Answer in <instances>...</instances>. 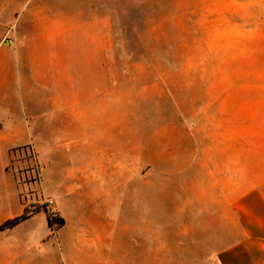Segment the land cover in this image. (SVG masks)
Returning <instances> with one entry per match:
<instances>
[{"label":"rangeland","instance_id":"obj_1","mask_svg":"<svg viewBox=\"0 0 264 264\" xmlns=\"http://www.w3.org/2000/svg\"><path fill=\"white\" fill-rule=\"evenodd\" d=\"M36 1L34 35H43L52 20L54 43L63 38L73 48L94 35L95 43L108 47L106 61L117 79V144H132L126 196L121 197L120 179L117 184L118 221H148L149 252L161 258L149 264H214L199 259L205 256L204 245L198 244L204 239H190L188 225L204 215L211 219V212L199 213V205L207 199L220 204V196H214L219 189L210 190L211 179L195 177L228 161L222 167L228 174L230 221L236 220L231 211L237 188L248 192L259 175L263 178L264 0ZM14 23L6 25L0 40L10 54L0 51V60H11L16 68ZM15 103L22 124L35 119L42 131L25 143L35 147L30 161L36 171L25 177L31 188L22 194V211L12 218L25 219L0 230V236L42 237L29 247L32 252H73L77 223L84 221L74 211V193L81 185L70 182L61 195L60 172L49 168L45 173L44 147L77 144L80 133H46L43 118L32 114L35 102L17 90ZM39 103L45 104L44 94ZM204 184L207 199L199 189ZM47 199L52 208L44 205ZM48 214L63 225L50 228ZM235 232L230 227V243Z\"/></svg>","mask_w":264,"mask_h":264},{"label":"crops","instance_id":"obj_2","mask_svg":"<svg viewBox=\"0 0 264 264\" xmlns=\"http://www.w3.org/2000/svg\"><path fill=\"white\" fill-rule=\"evenodd\" d=\"M36 8V0H0V40L6 25L15 21L14 61L17 62L15 68L11 60L7 63L0 60V226L22 211V194L31 188L25 177L30 179L34 175L25 148L32 145L36 151L33 144L25 143L31 134L42 131L35 119L22 124L15 103L17 90L29 102H35L32 114L43 118L44 132L63 136L75 129L80 133L77 144H45L44 162L45 173L49 168H54L57 174L60 172L62 196L70 182L81 185L74 193L77 203L74 211L84 221L76 226V248L60 255L32 252L29 247L43 242L42 237L0 236V264L158 261L159 252H149L148 221H118L116 214L118 180L121 197L126 196L127 185L132 181V172L126 168L132 156V144H117L113 107L117 79L106 61L108 47L95 43L94 35L83 37V44L73 48L63 38L54 43L52 20L46 22L43 35H34ZM0 51L3 55L10 54L4 44H0ZM42 94L45 104L41 105ZM240 161L237 159L236 164H242ZM227 164V160H220V166L212 172L195 177L215 182L210 190L219 189V195L214 193V196H220V204L217 199L209 204L207 185L199 188L207 201H202L204 204L199 205L198 211L211 212L213 216L190 221L189 238L204 239L198 244L204 245L205 256L199 259L214 264H264V175L262 180L258 176V183L248 192L237 188L231 211L236 220L230 221L228 174L222 167ZM230 227L236 230L231 243ZM192 228L199 231L196 233Z\"/></svg>","mask_w":264,"mask_h":264},{"label":"trees","instance_id":"obj_3","mask_svg":"<svg viewBox=\"0 0 264 264\" xmlns=\"http://www.w3.org/2000/svg\"><path fill=\"white\" fill-rule=\"evenodd\" d=\"M24 219H25L24 216H19L12 220H9L5 222L2 226H0V230L11 229L15 227L16 225H18L20 222H22ZM47 222L50 228H52L55 224L58 225V228L63 225V220L61 218H58V217L55 218L51 216L50 214L47 215Z\"/></svg>","mask_w":264,"mask_h":264},{"label":"built area","instance_id":"obj_4","mask_svg":"<svg viewBox=\"0 0 264 264\" xmlns=\"http://www.w3.org/2000/svg\"><path fill=\"white\" fill-rule=\"evenodd\" d=\"M25 150L27 151H25L26 153H27V156H28V158L31 160L32 159V161L34 160V155H35V153H34V149H33V146L32 145H29V146H26V148H25ZM31 164H32V167H33V170H34V175H35V171H36V166L31 162ZM44 205L46 206V208H52V206H53V201L52 200H45L44 201Z\"/></svg>","mask_w":264,"mask_h":264}]
</instances>
